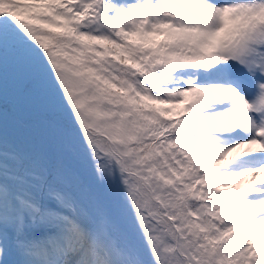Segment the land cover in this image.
<instances>
[{"label": "snow or ice", "instance_id": "snow-or-ice-1", "mask_svg": "<svg viewBox=\"0 0 264 264\" xmlns=\"http://www.w3.org/2000/svg\"><path fill=\"white\" fill-rule=\"evenodd\" d=\"M0 264H264V0H0Z\"/></svg>", "mask_w": 264, "mask_h": 264}]
</instances>
